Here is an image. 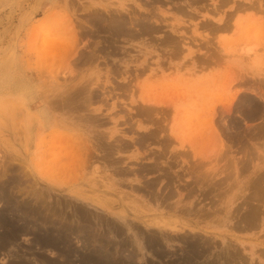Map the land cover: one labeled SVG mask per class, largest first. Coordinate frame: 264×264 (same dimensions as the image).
<instances>
[{
    "label": "rangeland",
    "instance_id": "obj_1",
    "mask_svg": "<svg viewBox=\"0 0 264 264\" xmlns=\"http://www.w3.org/2000/svg\"><path fill=\"white\" fill-rule=\"evenodd\" d=\"M225 1L0 0V186L6 190V196L0 194V264H106L92 262L99 260L93 249L99 244L119 246L122 239L128 250L118 253L116 247L113 263L221 264L218 253L223 250L224 261L226 250L235 248L242 256L239 264H264V258H257L264 249V225L243 231L224 221L233 202L235 209L243 203L236 209L241 219L250 205L246 201L256 175L264 172V0ZM88 2L103 15V6L123 7L124 17L136 13V19L155 32L141 34L140 26H132L134 35L122 34L113 41L106 33L96 36L97 28L82 22L86 13L81 7ZM220 19L229 23L228 29L214 32L204 26L224 23ZM84 30L89 34L80 35ZM166 36L179 43H168ZM242 48L253 52L244 54ZM245 96L261 107L254 120L245 119L242 112ZM149 97L153 106L169 107L161 116L153 114L152 121L139 115L136 107ZM231 102L235 108L227 113L224 107ZM212 107L213 122L204 116ZM236 122L239 128H233ZM211 123L216 132L207 133ZM171 126L176 137L170 135ZM157 128L171 144L141 141L140 136ZM107 153L110 164L103 159ZM191 163L199 164L196 172L189 169ZM153 166L164 170L140 173L142 167ZM207 171H218L216 179L221 182L228 179L220 190L194 185ZM168 175L176 177L171 185ZM258 194L256 198L261 197ZM189 202L204 213L215 209L220 213L207 220L193 216L186 210L192 206ZM32 206L42 213L39 221L20 211ZM76 207L79 213L93 212L110 221L121 236L107 232L112 228L90 215L81 220L84 224L77 218L63 222L62 217L73 215ZM44 219L47 224L38 226ZM62 223L77 227L78 234L93 225L81 237L75 234L78 238L66 232V244L59 248L44 245L48 235L58 236L55 228ZM80 224L85 227L78 229ZM86 233H97L91 234L97 241L82 238ZM151 236L162 240L160 249L166 256L157 258L147 250ZM181 237L191 243L209 240L216 247L201 258L204 248L196 246L192 252L185 240H178ZM132 251L134 257L129 256Z\"/></svg>",
    "mask_w": 264,
    "mask_h": 264
},
{
    "label": "bare ground",
    "instance_id": "obj_2",
    "mask_svg": "<svg viewBox=\"0 0 264 264\" xmlns=\"http://www.w3.org/2000/svg\"><path fill=\"white\" fill-rule=\"evenodd\" d=\"M69 2H71V1H69ZM154 2H156V3H162L161 2V0H154ZM154 2H152V3H154ZM225 2H227V0L225 1ZM98 4V3H97ZM98 5H100V4H98ZM95 5L92 3H90L89 4V2L88 3H85L84 5H82V11H85L84 13H86V14H84L82 17H83V20H82V22H84V19H85V22H88V23H90V24H92L93 25V27H95V28H97V33L96 34H94V35H96L97 36V34H98V36L99 35H101L102 33L104 34V33H106V37H107V34H108V36L109 37H113L114 39L115 38H117V37H120V36H122V34L123 35H125V34H127L128 36L129 35H131V34H133L134 35V33H133V30H132V26H140L139 28L141 29V34H144V33H146V34H150L152 31H154V27L152 28V27H149L148 25H147V23H145V22H143L142 21V19L141 20H137L136 19V15H134V14H136V13H133V16H132V18H130V19H128V18H126V17H124L122 14H121V12H122V10H125V8H121V10L120 9H118V8H114V6H112V5H106V6H103V9L105 10V12H106V14L105 15H103L104 14V12H103V9H102V12H103V14H101L99 11V8H98V10H97V8L95 7ZM240 7V6H239ZM247 9V8H246ZM257 9V8H256ZM136 12V11H135ZM148 13V12H147ZM130 14V13H129ZM235 14V13H234ZM132 15V14H131ZM216 15V14H215ZM144 16V15H143ZM231 16V15H230ZM256 16V15H255ZM81 17V18H82ZM227 17H229V16H227ZM191 18V17H190ZM145 21V20H144ZM147 22H149V21H147ZM220 22H224V23H221V24H219V25H217V24H211V23H206V25H204L205 27H207L208 29H212V31H219V30H225V29H228L229 28V23L227 22V21H223V19H220L219 20V23ZM260 22H261V20H260ZM205 23V22H204ZM83 24V23H82ZM239 25H240V22L238 21L237 23H236V25L234 26L236 29L239 27ZM77 26V25H76ZM70 27V26H69ZM129 27V28H128ZM83 29H84V27H83ZM230 29H231V27H230ZM256 30V29H255ZM87 31V30H86ZM239 31V30H238ZM90 32V31H89ZM95 32H96V30H95ZM155 32V31H154ZM71 33V32H70ZM73 33H74V30H73ZM76 34H78V33H76L75 32V35ZM87 34H89V33H86L85 32V30L84 31H82V33L80 34V35H82V36H85V35H87ZM212 34V33H211ZM168 35V34H167ZM170 35V34H169ZM73 36V35H72ZM171 36V35H170ZM165 37V38H168L166 41L168 42V43H170V44H178L176 41L177 40H175L174 39V37L173 38H171V37ZM132 37V36H131ZM136 36H134V38H135ZM76 38H77V36H76ZM98 38V37H97ZM113 38L111 39L112 41H113ZM133 38V37H132ZM137 38V37H136ZM107 40H109V39H107ZM136 40V39H135ZM114 41H116V40H114ZM179 41V40H178ZM263 41V40H262ZM214 42V41H213ZM244 44H245V42H243ZM246 45V44H245ZM61 46V45H60ZM63 46V45H62ZM252 46V45H251ZM47 47V46H46ZM108 47V46H107ZM223 47V46H222ZM228 47V46H227ZM242 47V46H241ZM80 48V47H79ZM102 48V47H101ZM248 49V48H247ZM252 49V48H251ZM80 50V49H79ZM241 51H243L244 52V54L245 53H247L248 55H249V53H252L253 52V49L252 50H243V48H242V50ZM240 51V52H241ZM250 51H252V52H250ZM216 54V53H215ZM246 54V55H247ZM76 55V54H75ZM84 55V54H83ZM251 55H254V54H251ZM49 56V55H48ZM86 56V55H85ZM89 56V55H88ZM83 57V56H82ZM210 57V56H209ZM56 58V57H55ZM87 58V57H86ZM251 58V57H250ZM89 59H92L91 57H89ZM84 60H86L85 58H84ZM256 60V59H255ZM209 61H211L210 59H209ZM249 62V61H248ZM200 63V62H199ZM206 63H210V62H206ZM250 63V62H249ZM256 64V63H255ZM248 65V64H247ZM252 65V64H251ZM252 68V67H251ZM258 70V69H257ZM260 72V71H259ZM254 74H255V72H254ZM239 75V74H238ZM256 78V77H255ZM254 78V79H255ZM245 80V79H244ZM257 80V79H256ZM260 80V79H259ZM264 80V79H263ZM246 82V81H245ZM264 83V82H263ZM63 84V83H62ZM121 86V85H120ZM261 86V85H260ZM260 86H259V88H260ZM125 87V86H124ZM127 87V86H126ZM121 89V88H120ZM125 89V88H124ZM258 91V90H257ZM123 92V91H122ZM109 93V92H108ZM258 93V92H257ZM260 93V92H259ZM262 93V92H261ZM92 94V93H91ZM89 96V95H88ZM263 96H264V94H263ZM88 98V97H87ZM145 99H147V98H144V100H143V103H144V105H142V106H139V105H141V104H139L138 106H136L137 108H138V110H139V115H140V113H141V115L143 114V115H145V117L147 116V120L148 121H150L151 119V117H152V115L153 114H160V116L161 115H163V113H165V112H167V108H169V107H161V106H158V107H155V105L153 106L152 104V102H154V100H152V99H150V97H149V99L150 100H145ZM70 101V100H69ZM90 101V100H89ZM100 101V100H99ZM157 101H158V99H157ZM56 103V102H55ZM157 103V105H158V102H156ZM155 103V104H156ZM239 103V102H238ZM176 106H178V105H176ZM241 106L243 107L242 108V112L244 113V117H245V119H248V120H254L255 118H256V116H258V114L260 113V106L259 105H257L256 104V102H253V100L252 99H248V97L247 96H245L244 97V99L241 101ZM237 107V106H236ZM140 108V109H139ZM213 108V110H211V112H212V114H210V113H208V114H204V116L206 115V117L205 118H207V119H209V116L211 117V118H213L214 116H215V112H216V108H214V107H212ZM211 108V109H212ZM224 108H226V109H224V111L226 110L227 111V113H230V112H232V110L235 108L234 106H233V102H231L229 105H227V107L225 106ZM167 109V110H166ZM178 107H176V110H177V112H178V115L180 116V111H178ZM209 109V108H208ZM137 110V109H136ZM138 110H137V112H138ZM206 110V109H205ZM175 111V110H174ZM190 111V110H189ZM197 111V110H196ZM191 112V111H190ZM195 112V111H194ZM205 112H207V111H205ZM188 113V112H187ZM193 113V112H192ZM177 114V113H176ZM195 114V113H194ZM226 114V113H225ZM155 116V115H154ZM177 116V115H176ZM189 116V115H188ZM195 116V115H194ZM193 116V117H194ZM230 116V115H229ZM144 117V116H143ZM157 117V116H156ZM191 117V116H190ZM201 118H202V116H200ZM160 118H162V117H160ZM192 119H194V118H192ZM191 119V120H192ZM202 119H204V118H202ZM153 120H154V118H153ZM161 120V119H160ZM159 120V121H160ZM191 120H190V122H191ZM232 120V119H231ZM235 120V119H234ZM127 121V120H126ZM152 121V120H151ZM155 121V120H154ZM193 121V120H192ZM208 121H211V122H213L214 120H212V119H209ZM208 121L206 122V123H208ZM231 122V121H230ZM238 122V121H237ZM237 122L236 123H233V128H237V126H238V128H239V125L237 124ZM125 123V122H124ZM129 123H130V121H129ZM189 123V122H188ZM201 123V122H200ZM263 123H264V121H263ZM156 124H157V122H156ZM177 124V123H176ZM190 124H192V123H190ZM205 124V123H204ZM204 124L202 125V126H204ZM129 125V124H128ZM206 125V127H207V124H205ZM208 125H209V123H208ZM212 123H211V127H212ZM261 125V124H260ZM259 125V126H260ZM201 126V125H200ZM229 126V125H228ZM262 127L261 128H264V125L262 124L261 125ZM130 127H132V126H130ZM210 126H209V128H208V130H207V133L208 132H214L215 130H214V128L212 127L211 128ZM166 128H168V127H166ZM196 128V127H195ZM203 128V127H202ZM230 128V127H229ZM141 129H143V128H141ZM232 129V128H231ZM130 130V129H129ZM128 130V131H129ZM145 130V129H144ZM165 130V129H164ZM214 130V131H213ZM229 130V129H228ZM227 130V131H228ZM136 131V130H135ZM138 131H139V129H138ZM151 131V130H150ZM161 131H163V129H161V128H157V129H155V130H153V131H151V132H148L147 134H144V136L142 137V136H140V138H141V141H148V140H158L159 141V143L161 144H165L166 146H168L169 144H171L172 142H171V138L169 139V137L168 136H160L161 135ZM202 131H203V129H202ZM232 131V130H231ZM137 132V131H136ZM216 132V131H215ZM239 132V131H238ZM227 133V132H226ZM228 133H230V132H228ZM255 133V132H254ZM253 133V134H254ZM259 133V135H261L260 133H262V132H258ZM137 134H140V133H137ZM165 135L167 134V132L166 133H164ZM173 135V137H176L175 136V126H171V128H170V135ZM218 134V133H217ZM256 134H257V132H256ZM159 135V136H158ZM169 135V134H168ZM206 135V134H205ZM219 135V134H218ZM223 135V134H222ZM240 135H241V133H240ZM252 135V134H251ZM255 135V134H254ZM211 136V135H210ZM241 136H243V135H241ZM68 137V136H67ZM219 137H221V136H219ZM218 136H217V138H219ZM232 137V136H231ZM260 137V136H259ZM63 138V137H62ZM211 138V137H210ZM214 138H216V137H214ZM216 138V139H217ZM227 138H229V137H227ZM236 137H234V139H235ZM258 138V137H257ZM215 139V140H216ZM220 139V138H219ZM217 139L216 141L217 142H221L222 141V139ZM230 139V138H229ZM259 139V138H258ZM264 139V138H263ZM173 140V139H172ZM214 140V141H215ZM219 140V141H218ZM231 140H233V138L231 139ZM173 141H175V140H173ZM236 141V140H235ZM235 141L233 140V143H235ZM59 142V141H58ZM121 142V141H120ZM126 142V141H125ZM217 142H215V143H217ZM225 142V141H224ZM251 142H253V140L251 141ZM223 143V142H222ZM123 144V143H122ZM221 144V143H220ZM255 144V143H254ZM262 146H263V144H261ZM120 146V145H119ZM118 146V147H119ZM215 146V145H214ZM241 146V145H240ZM250 146V145H249ZM96 147V146H95ZM117 147V148H118ZM222 148V147H221ZM260 148V147H259ZM67 149V148H66ZM106 149V148H105ZM226 149V148H225ZM107 150H108V148H107ZM110 150V149H109ZM166 150V149H165ZM167 152V151H166ZM181 153H183V151H181L180 152V154ZM185 153V152H184ZM183 153V154H184ZM183 154L181 155L182 157H183ZM207 154V153H206ZM213 154V153H212ZM105 156V158H103L105 161H107L106 163H111L110 161H109V158L110 157H108V155H109V153H107V154H104ZM166 155V154H165ZM176 155V154H175ZM185 155V154H184ZM190 155V154H189ZM188 155V156H189ZM204 155V154H203ZM177 156H179V155H177ZM187 155H185L184 157H186ZM202 156V155H201ZM200 156V157H201ZM204 156H206V155H204ZM214 156V155H213ZM217 156V155H216ZM220 156V155H219ZM223 156H224V154H223ZM222 156V157H223ZM225 156H226V153H225ZM228 156V155H227ZM174 157V156H173ZM190 157V156H189ZM211 157V156H210ZM209 157V158H210ZM98 158V157H97ZM155 158V157H154ZM178 158V157H177ZM176 158V159H177ZM180 158V157H179ZM187 158V157H186ZM175 159V160H176ZM200 159V158H199ZM241 160V159H240ZM219 161H221V160H219ZM218 161V162H219ZM244 161V160H243ZM189 162H190V160H189ZM199 162V161H198ZM198 162H196V163H198ZM247 162V161H246ZM196 163L194 164H192L191 163V165H190V167H189V169H192V170H195V172L197 171L195 168H196V166H198V165H196ZM205 163H208V159H207V162H205ZM81 164V163H80ZM178 164H180V163H178ZM200 164H202V163H200ZM207 165V164H206ZM210 165V164H209ZM232 165V164H231ZM144 166V165H143ZM155 166H156V164H155ZM155 166H153V167H148V168H145V167H142V169L140 170V173H142V172H146V173H148V172H156V171H160V170H162L161 168H157V167H155ZM173 166V165H172ZM179 166V165H178ZM205 166V165H204ZM202 167H203V165H202ZM229 167V166H228ZM244 167V168H243ZM242 168V170H244V171H246V169H247V166H243ZM184 168V167H183ZM221 168V167H220ZM230 168V167H229ZM166 169V168H165ZM4 170V169H3ZM14 170V169H13ZM119 170V171H118ZM134 170V169H133ZM164 170V169H163ZM167 170V169H166ZM206 170V169H205ZM227 170V169H226ZM234 170V169H233ZM6 171V170H5ZM184 171V170H183ZM191 170H189V172H190ZM219 171V170H218ZM218 171H217V173H214L213 171L212 172H210L209 173V171H207V172H205L204 174L203 173H201L202 175H200L201 177H199V178H197L195 181H194V185L196 186L197 184L200 186V188H202L201 186L202 185H206V188H209V190L211 191V190H218V188H219V190H220V188H221V185L223 184V182L225 183L226 182V180H228L227 178H225V180H223L222 182L221 181H219V180H217L216 179V177H217V175H218ZM220 171H221V169H220ZM219 171V172H220ZM223 171V170H222ZM126 172H129V171H126ZM188 172V171H187ZM258 172V170L257 171H255V173H257ZM117 173L118 174H121V173H123V171L121 170V169H117ZM116 173V174H117ZM125 173V172H124ZM158 173V172H157ZM165 173H166V171H165ZM186 173V172H185ZM184 173V174H185ZM191 173V172H190ZM189 173V174H190ZM198 173H199V170H198ZM229 173V172H228ZM228 173H226V174H228ZM183 173L181 174V175H179V174H177V177L179 176V178H177V179H180L181 178V176H183L184 175ZM194 174V173H193ZM231 174V173H230ZM164 175H166L167 176V174H164ZM163 175V176H164ZM220 175V174H219ZM234 175V174H233ZM74 176V175H73ZM165 176V177H166ZM168 176H170V175H168ZM194 176V175H193ZM230 176H232V175H230ZM257 177H256V180L254 181V185H253V190L251 189L250 190V195H249V199L246 201L248 204H250L248 207H247V210L246 211H244V213L242 214V215H240V217H241V219L240 218H238L237 217V215H236V209H237V211L240 209V208H242V207H240V205L242 204V206H243V203H241L240 205L238 204L236 207V209H235V207H234V204H236L237 202H233L232 204H230L229 205V207H228V209H227V213L225 214V216H224V221H229L228 223L230 224V227L232 228V229H238V228H241V229H239V230H251V229H253V228H255L256 229V227H259V226H263L264 225V172H258L257 173V175H256ZM195 177V176H194ZM197 177V176H196ZM226 177V176H225ZM228 177V176H227ZM168 181L170 182V185L172 184V182H174V180L176 179V177H175V179L173 178V177H168ZM193 179V178H192ZM216 179V180H215ZM224 179V178H223ZM17 181V180H16ZM154 181V180H153ZM156 181V180H155ZM105 182V181H104ZM150 182V181H149ZM189 182V181H188ZM106 183V182H105ZM146 183V182H145ZM148 183V182H147ZM193 183V182H192ZM222 183V184H221ZM150 183H148V185H149ZM152 184H153V182H152ZM252 184V183H251ZM218 185L220 186V187H218ZM232 185V184H231ZM150 186H151V184H150ZM153 186H155L154 184H153ZM190 186V185H189ZM188 186V187H189ZM203 186V187H204ZM246 186H248L247 184L245 185V191H246V189L247 188H249V187H246ZM98 187V186H97ZM145 187H146V185H145ZM182 187V186H181ZM180 187V188H181ZM187 187V186H186ZM224 187V186H223ZM26 188V187H25ZM149 188V187H148ZM205 188V189H206ZM145 189H147V187L145 188ZM151 189H152V187H151ZM166 189V188H165ZM184 189V187L182 188V190ZM190 192H188V193H191V190L189 189V188H187ZM197 189H199V187H197ZM153 191H154V189H152ZM151 190V191H152ZM185 190V189H184ZM170 191H171V189H170ZM205 191V190H204ZM245 191H244V193H245ZM168 192V191H167ZM224 192V191H223ZM223 192H222V194H223ZM226 192V191H225ZM144 193V192H143ZM170 193V192H169ZM173 193V192H172ZM219 193H221V191L219 192ZM256 193H259L260 194V198H258L259 196V194L257 195L258 197L256 198ZM0 194H1V196H2V198H3V195H5L6 196V190H5V188L4 187H2V186H0ZM3 194V195H2ZM205 194H206V192H204L203 193V195L205 196ZM165 195H168V194H165ZM171 195V194H170ZM208 195V194H207ZM206 195V196H207ZM210 195V194H209ZM160 196V195H159ZM174 196V195H173ZM190 196H192V193H191V195ZM203 196V197H204ZM205 196V197H206ZM165 197H168V196H165ZM165 197H164V199H165ZM214 197H215V195H214ZM243 197V196H242ZM5 198V197H4ZM33 198V197H32ZM31 198V199H32ZM159 198V197H158ZM170 198H171V196H170ZM186 198V197H185ZM188 198V197H187ZM216 198V197H215ZM0 199H1V197H0ZM167 199V198H166ZM207 199V198H206ZM211 199V198H210ZM244 199H245V196H244ZM243 199V200H244ZM204 200H205V198H204ZM212 200H213V198H212ZM215 200V199H214ZM242 200V201H243ZM7 201V200H6ZM100 201V200H99ZM102 201V200H101ZM168 201V200H167ZM9 202H10V200H9ZM244 202V201H243ZM245 202V203H246ZM53 203V202H52ZM164 203V202H163ZM162 203V204H163ZM182 203H185V202H183L182 201ZM43 204V203H42ZM62 204H64V203H62ZM176 204V203H175ZM178 204H180V202H178L176 205L178 206ZM8 205H9V203H8ZM68 205V204H67ZM189 205H192L190 208H187L186 207V210H187V212H192V215H193V213H194V215H198L199 216V218H200V216H204V218H206L205 220H207L208 218H209V216H210V214H211V216H217L219 213H220V211H219V209L217 210V209H215V210H212V212L211 211H205V213L203 212V210L199 207L198 208V206H193V203H191V202H189ZM214 204L212 203V205L211 206H213ZM27 206H29V205H27ZM176 206V207H177ZM183 206V208H184V205H181V206H179V207H182ZM65 207V206H64ZM63 207V208H64ZM240 207V208H239ZM15 208V207H14ZM19 209V208H18ZM78 210V208L76 207L75 208V210H74V212H73V215H70L69 217H64L63 215H61V216H63L62 218H64L62 221L63 222H65V219H69L70 218V222H71V219H73L74 220V218H77V219H80V221L83 219V220H85V221H87L90 217H89V215L91 216V217H93V218H95L96 220H99L100 222H102V223H105L106 224V226L108 227V228H112V231H108L107 229H105V230H107V232H112L113 234H115V235H118L119 237L121 236L120 234V231L118 230V229H116L115 227H113L112 226V223H110V221L108 222L107 220H105L102 216H100L99 214H96V213H93V212H88V211H86V213H85V211L83 210L82 212H80L79 213V211H77ZM173 209V208H172ZM235 209V210H234ZM17 210V209H16ZM62 210V209H61ZM64 210V209H63ZM185 210V209H184ZM184 210H182V211H184ZM244 210V209H243ZM18 211V210H17ZM20 211H21V213L23 214L24 212L27 214H29L30 215V217H29V215L27 216V217H29V218H31V215H32V217L33 216H36V218L38 219V221H39V218H40V214H42V213H40L39 212V210H38V208H34L33 206L32 207H29L28 209H27V211L25 210L24 211V209H23V211H22V209L20 208ZM177 211V210H176ZM185 212V211H184ZM183 212V213H184ZM209 212H211V213H209ZM222 212V211H221ZM55 213V212H54ZM98 213V212H97ZM189 213H187V214H189ZM204 213V214H203ZM237 213H239V212H237ZM21 214V215H22ZM26 214H25V216H26ZM86 214H88V216L86 215ZM191 214V213H190ZM193 215V216H194ZM20 216V215H19ZM23 216H24V214H23ZM46 216V215H45ZM67 216V215H66ZM197 216V217H198ZM1 217V216H0ZM44 217V216H43ZM24 218H26V217H24ZM23 217H22V219H24ZM34 218V217H33ZM47 218V217H46ZM196 218V217H195ZM51 219V218H50ZM211 219V218H210ZM216 219H218V218H216ZM25 220V219H24ZM28 220V219H27ZM27 220H26V222H27ZM47 220L49 221V217L47 218ZM47 220H43L42 222H40V223H38V226H42V225H46L47 224ZM237 220V221H236ZM33 221V220H32ZM91 221V220H90ZM5 222V221H4ZM231 222H232V225H231ZM28 223V222H27ZM35 223V222H34ZM66 223L68 224V222L66 221ZM66 223H65V226H67L66 225ZM81 223H83L84 224V222H82L81 221ZM93 223V222H92ZM159 223V222H158ZM29 224V223H28ZM69 224H71V223H69ZM82 224V225H83ZM63 225V227H61ZM81 224L79 225L80 227H78V229H80V228H83V226H82ZM89 225V224H88ZM87 225V227L88 228H85V230L86 229H88V230H90V227H91V225H93V224H91V225H89L88 226ZM95 225H97L96 223H95ZM104 225V224H103ZM173 225V224H172ZM53 226V225H52ZM58 226H60V225H58ZM57 226V227H58ZM61 228H63V230L62 231H60V229H59V227H58V229L59 230H57V228H55V230L57 231V237H55V238H51V236L50 235H48L47 237H46V234H45V239L46 240H44L43 242H44V245H45V243L46 244H48V246H54V248L55 247H58V244H60L61 243V245H62V242H64L63 244H66L65 243V240H66V235L67 234H69L68 236L70 237L71 235H77L78 237H81V235H80V233H82V232H84L85 230H84V228L82 229L83 231H81V230H79V234H78V232H77V229H75V228H77V227H74L73 228V226L71 225V227H64V223H62L61 224ZM70 226V225H69ZM112 226V227H111ZM163 226V225H162ZM165 226V225H164ZM171 226V225H170ZM169 226V227H170ZM176 226V225H175ZM50 227V226H49ZM85 227V226H84ZM37 228H39V227H37ZM41 228V227H40ZM43 228V227H42ZM104 228V227H103ZM175 228H177V229H179L178 227H175ZM175 228H173V230H176ZM51 229V228H50ZM92 229V228H91ZM168 229V228H167ZM171 229H172V227H171ZM42 231H43V229H41ZM46 230V229H45ZM45 230H44V232H45ZM54 230V231H55ZM69 230V231H68ZM94 230V229H93ZM92 230V231H93ZM51 231V230H50ZM54 231H51V232H54ZM91 231V232H92ZM46 232H49V231H46ZM50 232V233H51ZM67 232V234H65ZM86 232V231H85ZM89 232V231H88ZM50 233H48V234H50ZM98 233V232H97ZM97 233L95 234V235H97ZM62 234H64V235H62ZM91 234H93V233H91ZM91 234H89V233H86V235L85 236H82V238H85V239H91L92 238V235ZM93 234V235H94ZM12 235H15V234H12ZM55 235V234H54ZM75 235V236H76ZM91 235V236H90ZM76 236V237H77ZM168 236V235H167ZM183 236H184V234H183ZM191 236V235H190ZM13 237V236H12ZM11 237V238H12ZM65 237V238H64ZM77 237V238H78ZM91 237V238H90ZM102 237V236H101ZM105 237V236H104ZM102 238V239H104L105 240V238ZM156 236H151L150 237V241H149V243H148V246H147V250H149L150 252H152L153 253V255H155L157 258H160V257H164V256H166V254H164L163 253V251L161 250L162 248H161V246H160V241H162L161 239H156L155 238ZM185 237V236H184ZM184 237H181V238H179L178 240L179 241H183V240H185V243L187 244V247H188V249L190 250V251H192L196 246H198V247H200V246H202L204 249L202 250V252H201V254H200V256H201V258H204V257H206L207 256V254L209 253L210 254V250L212 249V248H215L216 247V245H215V243H212V242H210L209 240H202V242H200V240H195L194 241V243H191L189 240H187V239H185ZM14 238V237H13ZM43 238V237H42ZM95 237H93L92 238V242H94V241H97V239H94ZM99 238H100V236H99ZM158 238H161V237H158ZM51 239H53V241L51 240ZM148 239V238H147ZM162 239L164 240V241H166L165 239H164V237H162ZM167 240H172V239H168V238H166ZM189 239V238H188ZM3 240H4V237H3ZM81 240V239H80ZM99 240V239H98ZM90 241V240H89ZM189 241V242H188ZM40 242V241H39ZM68 242V241H67ZM126 242V241H125ZM124 242V239H122V242L120 243V245L118 246V243L116 244V245H112V246H108V245H105V244H99V246L97 247L98 248V250H94L93 249V251L94 252H99V260L98 261H96V259L94 258V259H92V262H96V263H100V262H105L106 264H108L109 262H111L110 264H130V263H123V262H121V261H116V263H113L112 262V260H110V258L111 257H113V258H115V254L117 253V248L116 247H119L118 249H119V251H118V253L120 252V251H123L124 249L123 248H126V243ZM196 242V243H195ZM108 243V242H107ZM84 244V243H83ZM110 244V243H109ZM113 244V243H112ZM162 244V243H161ZM64 246V245H63ZM93 246V245H92ZM65 247H66V245H65ZM65 247H64V249H65ZM59 248V247H58ZM161 248V249H160ZM121 249H123V250H121ZM135 249V248H134ZM219 249H221V248H219ZM223 249V248H222ZM62 250V249H61ZM66 250V249H65ZM125 250H128V249H125ZM124 250V251H125ZM225 250V249H224ZM231 249H228V250H226V251H228L227 252V256H226V260H222L223 258L221 257V253H223V250H221V252L220 253H218L217 251V253H218V258L221 260V264H239V262H241L240 261V257H242L241 255L240 256H238V252L236 251V249L235 248H233V250H235V251H233V250H231ZM261 250V249H260ZM92 251V254H95L94 252ZM165 251V250H164ZM195 251V250H194ZM114 252V253H113ZM127 252V251H126ZM125 252V253H126ZM193 252V251H192ZM167 253V252H166ZM215 253V252H214ZM128 254V253H127ZM131 254V253H130ZM129 254V256H135V251L133 252L132 251V254L130 255ZM257 254V253H256ZM61 255V254H60ZM124 255V254H123ZM193 255V254H192ZM199 255V254H198ZM83 256H85V254L84 255H82V257ZM87 256V255H86ZM90 256V255H89ZM96 256V255H95ZM253 256V255H252ZM126 257V256H125ZM133 257H131V259H133ZM192 257V256H191ZM264 258V249L263 250H261L260 251V254L259 255H257V258L258 259H262V258ZM69 258V257H68ZM86 258V257H85ZM215 259H216V257H215ZM81 260H82V258H81ZM84 260V259H83ZM82 260V261H83ZM86 260H88V259H86ZM110 260V261H109ZM114 260V259H113ZM244 260V259H243ZM81 261V262H82ZM85 261V260H84ZM90 261V260H89ZM86 262V261H85ZM91 262V261H90ZM129 262V261H128ZM48 263V262H47ZM134 263V262H133ZM133 263H131V264H133ZM156 264H157V262H155ZM263 263V262H262ZM24 264V263H23ZM90 264V263H89ZM182 264H186V262L185 261H182ZM208 264V263H207ZM261 264V263H260Z\"/></svg>",
    "mask_w": 264,
    "mask_h": 264
}]
</instances>
